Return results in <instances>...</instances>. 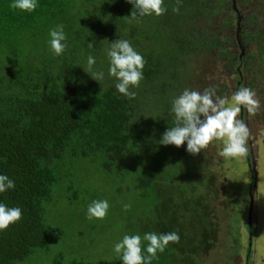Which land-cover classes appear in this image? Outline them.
I'll return each mask as SVG.
<instances>
[{
  "label": "trees",
  "instance_id": "trees-1",
  "mask_svg": "<svg viewBox=\"0 0 264 264\" xmlns=\"http://www.w3.org/2000/svg\"><path fill=\"white\" fill-rule=\"evenodd\" d=\"M9 3L0 0V174L13 180L14 188L0 194V202L19 207L22 215L0 231V264L28 263L48 252L55 218L64 219L59 207L86 211L101 198L93 178L102 184L108 179L114 189L108 215L85 228L84 233H95L89 243L115 227L122 231L119 240L124 234L175 231L179 242L170 243L152 264H207L220 232L213 162L203 150L190 154L184 145L158 141L173 126L172 99L186 88H213L230 97L248 87L258 108L250 115L241 107L237 118L259 123L264 0H163L166 12L136 19L129 17L136 10L127 0H38L31 13ZM56 24L64 25L67 36L61 56L46 43ZM116 39L128 40L145 61L134 99L118 93L107 75L104 50ZM89 54L96 58L95 69L105 73L100 82L82 68ZM259 133L264 136V130ZM258 150L255 172L252 150L220 160L236 198L226 207L231 264L239 242H246L244 264H255V241L264 234V193L259 195L264 154ZM238 160L245 167L233 173ZM124 204L130 207L124 210ZM109 264L122 262L115 254Z\"/></svg>",
  "mask_w": 264,
  "mask_h": 264
},
{
  "label": "clouds",
  "instance_id": "clouds-1",
  "mask_svg": "<svg viewBox=\"0 0 264 264\" xmlns=\"http://www.w3.org/2000/svg\"><path fill=\"white\" fill-rule=\"evenodd\" d=\"M133 5L135 12L129 16L137 17L156 15L166 12L162 7L163 0H127ZM179 2V0H178ZM9 8L20 12L31 13L38 7V0H10ZM178 11V8H173ZM47 46L55 56H61L68 48L67 36L63 24L49 28ZM91 49L94 43H88ZM108 62L107 75L114 78L116 91L128 99H134L143 80V57L131 46L126 39H116L109 42L104 50ZM96 58L89 54L86 57V67H82L93 80L100 82L105 78L103 71L95 69ZM255 92L248 87L237 88L230 97L216 95L215 89L206 88L203 92L184 89L171 101L170 115L173 126L168 127L161 135L158 144L173 145L179 148L185 146L190 154L200 153L211 142L220 141L223 145L219 155L225 159L244 157L248 151L250 135L247 124L238 119L241 107L251 115L258 108L259 101ZM14 188V182L7 175L0 174V194ZM130 207L124 204V210ZM109 211L106 199H94L88 204L85 217L88 220H103ZM19 207H9L0 202V231L21 219ZM177 232L157 233L145 232L124 234L117 241L112 251L122 264H152L158 260V253H163L170 243H178Z\"/></svg>",
  "mask_w": 264,
  "mask_h": 264
},
{
  "label": "rangeland",
  "instance_id": "rangeland-1",
  "mask_svg": "<svg viewBox=\"0 0 264 264\" xmlns=\"http://www.w3.org/2000/svg\"><path fill=\"white\" fill-rule=\"evenodd\" d=\"M259 110L261 116L258 119L259 123H253L251 120L247 123L250 131L248 144H251L250 147L254 153V157L258 149H262V154H264V148H260L261 146L259 144V142L261 144L264 143V136L259 133L261 130H264V103L260 104ZM222 147V143L217 144V141H214L203 149V152L206 154V159L213 162V171L216 180H218L217 186L219 191L218 200L215 203L218 208L216 216L220 225V232L218 233L215 247L206 259L207 264H231L228 260V255H230L233 250L231 247L233 242V240H231L233 236L231 233L232 226L229 223L230 218L227 215L228 211L226 207H228L229 202L235 203L236 198L227 187L229 184L227 182V175L229 173L228 167L223 166L225 164L220 162V160L223 159V157L219 155ZM262 159L264 160V156H262ZM241 167L244 168L245 164L242 160H238V162H235V165L231 167L230 171L233 173H240L242 171ZM260 167L264 170L262 164ZM96 176L99 177V179L102 178L99 172H96ZM263 177L264 175L262 179ZM108 181L109 180L106 179V181H104L105 184H102L97 178H93L90 183L94 186L93 189L100 192V199H106L109 203L110 193L113 192L114 187L112 184L109 185ZM263 181L264 179L260 182L259 195H263L264 193ZM59 208L58 214L63 216L64 219L58 220L57 217L55 218L54 233L56 235L54 242L49 247V251L45 253L39 252L33 261L21 264H84L83 262L90 264H109L113 262L115 253L112 251V247L119 241L118 238L122 235V231L118 227H115L110 233L106 230L104 233L105 235L97 236L94 239L95 242L91 244L88 240L94 237L95 233H93V236H91L89 232L84 233L90 221L85 217V209L83 207L71 208L66 204H63ZM240 233L239 236L242 239V229ZM244 241L246 240L244 239ZM244 244H246V242H244ZM244 244L239 242L237 245L239 252L233 256L232 259H234V261L232 264H244V248L246 247ZM253 256L255 257V264H264V234L260 237V241H255Z\"/></svg>",
  "mask_w": 264,
  "mask_h": 264
},
{
  "label": "water",
  "instance_id": "water-1",
  "mask_svg": "<svg viewBox=\"0 0 264 264\" xmlns=\"http://www.w3.org/2000/svg\"><path fill=\"white\" fill-rule=\"evenodd\" d=\"M252 165H253V172H255V168H256V162L254 160V156H252Z\"/></svg>",
  "mask_w": 264,
  "mask_h": 264
},
{
  "label": "flooded vegetation",
  "instance_id": "flooded-vegetation-1",
  "mask_svg": "<svg viewBox=\"0 0 264 264\" xmlns=\"http://www.w3.org/2000/svg\"><path fill=\"white\" fill-rule=\"evenodd\" d=\"M251 146V144L249 145V147ZM249 150H251V148H249Z\"/></svg>",
  "mask_w": 264,
  "mask_h": 264
}]
</instances>
